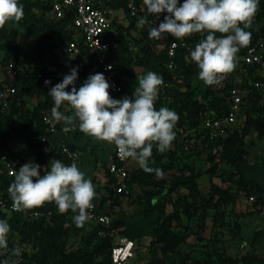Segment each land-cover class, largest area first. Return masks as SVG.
Returning a JSON list of instances; mask_svg holds the SVG:
<instances>
[{
	"label": "trees",
	"instance_id": "trees-1",
	"mask_svg": "<svg viewBox=\"0 0 264 264\" xmlns=\"http://www.w3.org/2000/svg\"><path fill=\"white\" fill-rule=\"evenodd\" d=\"M52 0H18L23 5L24 15L21 19L27 24V30L39 34L44 41V47L41 55L53 53L56 57V50L61 49L63 53H68V47L75 40L80 47L81 55H87L89 61L80 66L81 55L75 58L72 65L78 69V78L75 86L78 87V81L88 78L97 72L103 73L94 55L89 52L87 46L79 37L78 31L71 26L73 12L68 11L66 15L59 19H54L46 15L50 8ZM184 0H178L182 4ZM114 6H124L125 15L120 21H114L113 27L107 32V36L112 39L113 45L109 51L108 59L113 63L116 70L117 79L122 84V90L117 92L113 98L122 99L123 97H132L135 87L138 86L136 77L144 75L149 71L156 72L162 76L164 84L159 89L158 99L155 103L157 110L161 107H167L174 110L179 115V121L175 126V133L181 130L191 131L193 134L201 136L204 134L202 129V117L205 111L213 114H219L228 110V89L231 86L238 85L241 88H247L248 91L244 97L243 107L245 119L242 124H235L227 127V133L215 138H205L207 148L210 150L218 148V156L223 170L220 176L223 182L229 181L236 185L235 193L243 192L246 196L253 197V207L246 212H260L264 209V182L257 178L248 176L245 167L247 160V138L254 129L258 135L264 136V106L261 104L262 91L256 82L264 85V76L255 73L253 65L238 63L233 72L226 75L223 79L224 85L221 94L209 93L206 100H198L194 91L196 85L194 80L198 76L199 69L195 62L190 59L191 48L178 47L174 57L175 68L168 67L170 57L167 54L168 38L170 34H164L162 40L150 39L148 31L150 27L159 26L155 20V15H149L147 11L140 10L138 14L133 15L127 7V0H111ZM160 15V14H159ZM256 22L253 21L250 28L245 29L251 32V41L264 33V22L259 25V19L264 17V0H259L256 12ZM148 20L143 28L137 27V22L141 18ZM164 19V15H162ZM241 27H243L241 25ZM200 33H194L189 39H195ZM206 37V33H203ZM217 36L221 35L219 33ZM17 36V30L7 32L0 29V38L3 37L0 47L4 50L0 58V64L5 65L9 60L14 62L17 74L12 81L16 90L9 96V106L3 108L0 102V148L8 153L7 163L18 167L28 162L44 165L50 169L51 160L59 159L65 165L69 158L62 152L58 145V140L62 137L64 131L63 122L55 123L56 131L49 128L45 120L46 115L51 114L54 101L48 95L51 87L62 82L63 76L51 67H44L41 70V76L37 75L36 68L27 63V59L21 56L19 46L14 43ZM78 38V39H77ZM167 39V41L165 40ZM241 48L238 55L243 52ZM38 61V59H34ZM141 68V70H138ZM241 69L242 78L235 77L236 71ZM8 73L6 72V75ZM51 81L46 85L45 81ZM1 84V80H0ZM69 86L66 91H71ZM67 103V102H66ZM63 108L61 106L60 111ZM72 110V109H71ZM68 115V114H67ZM71 133L77 138L84 133L80 132L78 127ZM47 134L51 142L45 145L40 137ZM186 135H189L187 132ZM12 139L26 141L22 148H13ZM76 139V138H75ZM176 147L161 154L153 147V154L150 159V166L160 168L163 174L172 169L176 163L180 173L174 174L173 179L157 177L155 173H146L140 166L131 168L129 187L132 194L135 184H140L143 194L137 198V202L142 204L138 213L140 217L133 220L113 219L111 225L105 226L100 223V233L98 230L82 234L80 246L69 248L67 245L73 224L70 222L71 210L61 214L54 202L45 203L42 207L30 209L27 211L38 210L43 215L36 218H29L23 212H13L8 215L7 222L10 225L8 234V249L10 247L9 236L20 235L21 241H30L33 243L34 252L28 254L23 252L19 257L6 259V256H0V261L7 260L9 264H111V247L114 235L108 232L111 228L123 224L124 228L118 233L127 235L136 240L141 237L147 229L151 230L153 238L149 244L152 252V261L157 260V244L162 243L164 251H170L169 264H184L189 258V252L180 248L183 238L194 231H197V239L201 235L205 220L212 211L211 217L213 224L220 227H230V221L227 220L225 205L234 199L235 193L228 187H222L217 182H211L208 195L203 194L198 178L202 175L201 170H195L189 158H193L200 150H192L186 153L180 150L175 137ZM100 140L87 136L83 143L66 138V143L72 150H77L85 154L89 144H92L93 168L101 167L104 170L105 180L100 187L95 184L96 178H89L94 185L97 193L93 202L98 204V210H108L112 212L113 207L121 203L124 194L116 193L114 184L118 177L109 170L110 157L113 154V148L108 151L105 157L97 151ZM178 146V147H177ZM189 155H191L189 157ZM89 154L79 159L82 164ZM211 158L214 156L211 155ZM211 159L214 164L207 169L214 172L217 162ZM154 161V163H153ZM181 161V166L179 165ZM94 169L92 171H94ZM188 170L189 172H186ZM14 175H10L6 170V163L0 160V194L9 197L8 187L12 183ZM182 186H188L186 193L179 192ZM179 192L177 195V205L180 214L184 215L187 222L179 227L178 231L172 230V216L166 215L167 202L165 197L171 192ZM11 200V199H10ZM108 200H110L108 202ZM113 213V212H112ZM5 217L7 213L1 212ZM245 215V214H244ZM233 222L232 227H236L241 235L242 218ZM180 220V217L178 218ZM90 221V220H89ZM93 222V221H92ZM236 230V229H235ZM11 239V238H10ZM137 247V246H136ZM220 264H264V256H258L256 252L245 253L242 256H231L218 254ZM156 264V263H154ZM198 264L203 262L198 261ZM204 264H212L205 260Z\"/></svg>",
	"mask_w": 264,
	"mask_h": 264
},
{
	"label": "clouds",
	"instance_id": "clouds-1",
	"mask_svg": "<svg viewBox=\"0 0 264 264\" xmlns=\"http://www.w3.org/2000/svg\"><path fill=\"white\" fill-rule=\"evenodd\" d=\"M143 3L151 16L168 13L158 27L149 28L150 39L162 40L164 34H170L176 40H183L194 33H206L191 50L190 59L199 69L198 78L211 86L221 83L235 70L237 53L250 44L251 32L245 29L252 25L259 0H184L182 4L178 0H143ZM23 15L24 8L18 0H0V29L10 21H21ZM146 24L148 20L142 17L137 27ZM111 68L109 65L108 70ZM77 78L78 69L72 68L48 92L54 101L52 122H63L64 132L78 127L89 137L114 144L121 159L131 158L146 173L162 177V169L150 166L153 147L161 154L170 150L180 118L170 108L155 107L164 84L162 76L149 71L136 77L138 86L133 96L122 99L110 95V84L103 73L90 75L78 89ZM50 83L45 81L46 85ZM69 86H72L70 92L66 91ZM65 102L72 109L69 115L60 111ZM50 163V170L43 175L41 166L34 162L25 163L13 173L14 179L7 189L12 208L23 212L54 202L61 214L69 210L78 213L74 223L82 227L90 218L88 210L94 207L92 201L97 196L94 185L76 162L65 165L56 159ZM9 232L7 220H0V256L8 253ZM12 255L19 257L20 249H13ZM0 264L9 262L2 260Z\"/></svg>",
	"mask_w": 264,
	"mask_h": 264
},
{
	"label": "rangeland",
	"instance_id": "rangeland-1",
	"mask_svg": "<svg viewBox=\"0 0 264 264\" xmlns=\"http://www.w3.org/2000/svg\"><path fill=\"white\" fill-rule=\"evenodd\" d=\"M155 20L160 24L163 21L162 15L160 14L158 17L155 15ZM264 22V17L259 19V25H262ZM4 30L7 32H12L13 30H17V36L14 40V43L19 46L21 56H24L27 59V63L32 67L36 68L37 71H41L44 67H51L57 71L58 74L63 77L67 74H70L72 65L75 61L76 54L73 53H63L61 49L56 50V57H54L53 53H46L41 55V50L44 47V41H41V36L36 33H32L27 30V24L23 23V21L19 22H8L4 27ZM165 37V35H164ZM167 38V37H165ZM167 41V39H165ZM169 40V38H168ZM3 41V37L0 38V44ZM3 49L0 47V58L3 56ZM38 59V61H34V59ZM141 70V68H138ZM1 77L3 74L0 72ZM244 75L241 74V69L236 71L235 77L237 79L242 78ZM87 78L80 79L78 81V87H80L83 82ZM195 87V97L198 100H206L209 96V93L221 94L222 87L224 85V81L221 83L208 86L203 81H201L198 76L193 82ZM258 85L262 91V99L261 104L264 106V85H262L258 81ZM63 111L66 114H71L72 110L70 106L65 102L62 105ZM193 130L188 131H180L176 134L178 139L177 142L179 145V149L185 151L186 153L191 152L192 150H200L196 156L193 158H189L188 161L194 166L195 170H201L202 175L198 178L199 186L203 192V194L208 195V191L210 188L211 182L219 183L223 188L228 187L232 189L233 193H235L236 185L230 183L229 181L223 182L220 176V172H222L223 168L221 161L217 158V153L214 152V149L210 150L207 148V142L202 141L198 142V138L194 140ZM187 132L189 135H186ZM252 133V134H251ZM248 136V142L246 144L247 147V160L250 161L251 164H247L245 167L246 174L248 176H252L257 178L259 181L264 182V138L258 135L257 131L254 129L251 131ZM87 138V135H83L79 139H75L78 143H83ZM193 140V141H192ZM193 142V143H192ZM11 145L13 148H22L26 145V141L20 139H12ZM176 142L173 141L172 147H176ZM92 144H89L85 150V156L89 154L88 160L80 164V168L86 174V178L89 179L92 176L96 178L95 184H98L100 187L102 186L105 180L104 170L101 167L93 168V151H91ZM113 148L112 144L107 143L106 141H101L100 145L97 148L102 157H105L109 150ZM218 149V148H217ZM211 155L214 156L213 160L217 162V166L215 167L214 172L207 169L214 164L211 161ZM191 155H189L190 157ZM181 161H179V165L181 166ZM138 165V164H137ZM94 169V171H92ZM181 171L176 165L166 171L163 174V177L166 180H171L174 177V174H179ZM186 172H189L186 170ZM188 191V186H182L179 192L186 193ZM177 191L171 192L168 196L165 197L167 206H166V215L172 216V230L178 231L179 227L187 222V219L184 215L180 214L179 206L177 205ZM143 194V189L140 184H135L133 187V191L130 197L122 198L121 203L113 207V215L115 218L123 219V220H133L141 215L138 213V210L142 207V204L137 202V198ZM253 207V199L249 196H246L243 192L236 194L233 200L229 201L225 205L227 220L230 221V227H220L219 225H214L211 217L212 211H209V216L205 220V225H203V229L201 231V235H199L197 239V231L192 233H188L180 243V248L183 251L189 252V258L187 262L184 264H198V261L203 262L205 260H209L212 264H220L218 259V254H225L231 256H240L244 254V243L240 242V239H237L239 230L236 227H232L233 222L239 219L241 215L242 218V227H241V238L248 243L260 247V251L264 252V209L262 211L253 212L251 214H246L248 210ZM78 213H72L70 216V222L73 224V229L68 236L67 245L69 248H76L80 246V239L82 234H88L91 231H96L100 229L99 224L96 222H92L87 220L82 227H77L74 223V216ZM245 214V215H244ZM180 217V220L178 219ZM124 228V225L121 223L114 227V232L117 234ZM236 229V230H235ZM100 231V230H98ZM11 238V239H10ZM153 238L151 234V230L147 229L146 232L137 238V247L135 257L128 260L126 264H169L172 263L170 259V251H164L162 248V243L157 244V260L152 261V252L150 250L149 244L151 239ZM10 247L8 249V253L5 255L6 259L16 257L12 255V250L15 248H19L21 254L23 252H27L28 254H32L34 252L33 243L30 241H21L20 235L9 236ZM246 244V243H245ZM243 245V246H242ZM252 245V246H253ZM253 249V248H252ZM250 249L249 252L252 250Z\"/></svg>",
	"mask_w": 264,
	"mask_h": 264
},
{
	"label": "built area",
	"instance_id": "built-area-1",
	"mask_svg": "<svg viewBox=\"0 0 264 264\" xmlns=\"http://www.w3.org/2000/svg\"><path fill=\"white\" fill-rule=\"evenodd\" d=\"M127 7L133 15L138 14L140 10L146 11L143 0H127ZM68 11L73 12L71 26L78 31L83 44L94 55L105 78L110 84L109 93L114 97L117 92L122 90V84L117 79L113 63L108 59L113 41L106 34L113 27L114 21H120L124 18V6H114L111 4V0H52L50 8L46 11V15L54 19H59L64 17ZM161 15L165 16L168 13L164 12ZM253 21L256 22V16ZM204 38L203 33H200L195 39L189 40L186 37L183 40H176L171 36L166 48L167 54L170 57L168 67L171 69L175 68L174 57L178 47L191 48ZM77 41L75 40L68 47V53L76 54V58L81 55ZM237 60H239L238 63L253 65L255 67V73L264 76V33L250 42L243 52L238 55ZM88 61L89 57L86 54L81 55L80 66L82 67ZM109 65L112 66L111 70H108ZM0 72L3 74V77L0 79V102L3 108H7L9 106L8 98L16 90L12 81L16 77L17 69L15 68L14 62L9 60L5 65L0 64ZM6 72L8 73L7 75ZM37 75L41 76V71H37ZM256 84L258 85V82ZM247 91V88H241L238 85L231 86L228 89V110L219 114L205 111L201 125L204 134L201 136L194 134V140L198 138V142L201 143L206 137L212 139L225 135L227 133V127L242 124L245 119L243 101ZM45 120L49 124L50 130L56 131V124L52 122L51 116L46 115ZM40 140L45 145L51 142V138L47 134L42 135ZM58 145L62 152L69 158L66 165H70L73 162H76L78 165L80 152L70 149L64 137H60ZM214 152L217 153V148L214 149ZM217 158H219L218 153ZM7 159L8 153L0 148V160L6 163V170L10 175H13L14 172L23 166L15 167L7 163ZM130 159H121L118 154V149L114 145L113 154L110 157L108 165L109 170L118 177L117 182L114 184V190L116 193L124 194L123 198H128L131 193L129 187ZM49 170L44 165H41V175L44 174V171ZM250 198L253 199V197ZM12 203V200L0 194V220H7L10 213L16 212L12 208ZM92 203L94 207L88 210L90 217L88 220L109 227L113 219V213L108 210H98V204L93 201ZM1 212L7 213V215L3 217ZM23 214L29 218H36L42 216L43 212L38 210H25ZM101 232L105 233L103 230ZM106 233L114 235L111 247V264H126L129 259L135 257L137 246L135 239L127 235L116 234L114 228H111Z\"/></svg>",
	"mask_w": 264,
	"mask_h": 264
},
{
	"label": "crops",
	"instance_id": "crops-1",
	"mask_svg": "<svg viewBox=\"0 0 264 264\" xmlns=\"http://www.w3.org/2000/svg\"><path fill=\"white\" fill-rule=\"evenodd\" d=\"M0 77H1V74H0ZM1 79V78H0ZM61 112H63L65 115H67L66 114V112H64L63 110L61 111ZM50 116H51V114H50ZM252 134V133H251ZM83 135H81V136H79L78 138L76 137V136H74L72 133H71V131H69V132H64L63 133V135H62V137H64L65 139L66 138H68V139H70V140H74L73 138H76V139H79V138H81ZM261 138H264V136H262ZM247 142H248V138H247ZM85 156V154H83V152H81L80 151V158H83ZM248 164H251L250 163V161L248 160ZM129 165H130V167L131 168H136V167H138L139 165H137V163L135 162V161H133L132 159H130V161H129ZM79 168H80V164H79ZM81 169V168H80ZM237 239H240V242H243L244 244V254L245 253H252V252H256L257 254H258V256H264V252L263 251H260V247L259 246H255V245H253V244H251L250 246L248 245V243L247 242H245L242 238H241V235H238L237 236ZM246 243V244H245ZM242 245V246H243ZM253 245V246H252ZM253 248V249H252ZM250 249H252L250 252H249V250ZM240 256H242V255H240Z\"/></svg>",
	"mask_w": 264,
	"mask_h": 264
}]
</instances>
